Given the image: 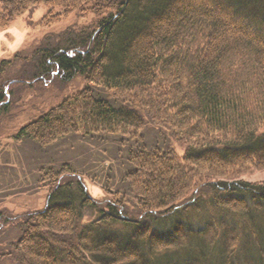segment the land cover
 I'll list each match as a JSON object with an SVG mask.
<instances>
[{"label":"trees","instance_id":"trees-1","mask_svg":"<svg viewBox=\"0 0 264 264\" xmlns=\"http://www.w3.org/2000/svg\"><path fill=\"white\" fill-rule=\"evenodd\" d=\"M41 4L43 23L56 8L103 13L37 52L31 80L86 85L15 140H140L149 124L184 154L132 144L102 203L68 164L43 170L45 206L4 221L20 232L13 264H264V183L237 178L264 170V0H0V29ZM26 81L0 83V113Z\"/></svg>","mask_w":264,"mask_h":264},{"label":"rangeland","instance_id":"rangeland-1","mask_svg":"<svg viewBox=\"0 0 264 264\" xmlns=\"http://www.w3.org/2000/svg\"><path fill=\"white\" fill-rule=\"evenodd\" d=\"M47 9L43 4L32 7L8 28L0 29V83L27 80L6 88L8 108L1 109L0 113V264H13L16 255L8 244L20 236L18 230L5 225L4 221L15 219V225L18 216L40 211L45 206L48 189L53 185L47 179L41 180L45 171H56L61 165L68 164L72 171L85 175L81 178L86 191L93 200L102 203L107 200V192L98 183L100 180L104 183L106 175L113 178L111 184L121 180L122 174L130 168L125 157L127 150L133 149L130 147L132 144L145 148L171 146L179 157L184 154L183 147L169 140L167 132L149 124L140 131V140H133L127 135L98 134L86 138L74 135L42 149L30 141L15 140L20 128L49 107L83 90L86 85L80 76L69 83H61L53 78L46 85L31 80L37 52L48 44H57L62 36L79 33L81 28L93 27L103 13L99 7L64 14L56 8L49 14L51 22L43 23ZM94 90L117 105L111 100V94L105 95L99 87ZM88 176L94 177V181L87 179ZM237 178L255 184L264 183V170L247 172ZM86 216L89 219L96 215L92 212Z\"/></svg>","mask_w":264,"mask_h":264}]
</instances>
